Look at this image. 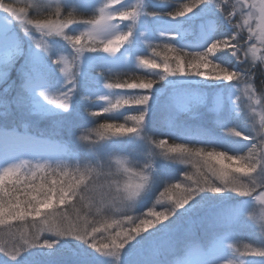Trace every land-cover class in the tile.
<instances>
[{
    "label": "rangeland",
    "instance_id": "rangeland-1",
    "mask_svg": "<svg viewBox=\"0 0 264 264\" xmlns=\"http://www.w3.org/2000/svg\"><path fill=\"white\" fill-rule=\"evenodd\" d=\"M170 2L171 0H120V5L114 3V0H46L49 5L60 4V6H66L70 9L89 11V15H93V17H99L100 9L105 5H108L105 8V13L120 7L130 8L131 6L140 10V15L135 23L121 21L118 17H114L109 34L127 31L130 24L132 31L129 41L117 53H104L102 51L103 44L99 42L101 38H97L96 42L101 46L99 52L83 51L79 58H76V49L63 37L45 36L42 38L32 25L27 26L31 31L26 34L22 21L15 20L0 10V125L6 126L12 121L18 122L17 125L23 129L31 132L35 130L34 133L38 135L37 138L48 135L46 137L50 138V141L54 142L53 144L56 143L65 150V153L61 154L59 148L57 151L55 149L57 157L52 160L31 157L23 159L32 160L33 163L37 160H41V162L47 160L49 163L62 162L75 165L84 161L94 162L97 158L103 159L107 154L115 153L112 159L113 165H115L116 159L125 164L128 159L138 163L144 162L147 158L142 155V152L144 148H150L145 137L156 136L155 139L164 140V138H159L162 134L159 133L161 129H166L167 132L177 136L192 135L223 143L230 154L233 151L243 152L251 143H256L258 147L254 158L259 159L264 146H259L258 137L252 140L233 138L229 132V128H235L245 136L250 135L244 116L239 113L236 104L233 103L235 90L231 84L194 91L181 86L170 89L163 97L161 104L151 110L137 133L117 130L113 134L115 139L117 137L123 138L126 135L129 136L128 138L132 136L130 142L132 146L130 152L132 153L127 152L128 145L119 146L118 141L110 143L107 137H101L98 133H102V130L98 129V132H95L92 128L87 132L90 128L89 124L94 123L97 117L105 113L104 108H108L110 114L115 115L111 111V101L115 99L114 97L124 95L125 92L124 89L105 88L104 84L108 83L107 81L96 82L99 74H95L97 72H94V69L101 66L113 72L122 69L145 70V67L140 65L137 60V53L151 45L152 37L157 38L155 41H161L165 44L171 38L166 34L167 31L173 34L180 31L178 22L164 18L156 11L157 8L161 9L168 6ZM34 3L35 0H20L21 7H24L25 4L29 6ZM150 12L157 13V15H147ZM218 16L223 19L220 11L208 2L199 11L190 14L186 23L192 21L191 23L198 25L201 30L204 25L212 27L211 19ZM223 21L225 20L223 19ZM225 23L227 24L226 21ZM227 26L229 27L228 24ZM90 28L91 25L84 24L83 27L76 30L73 25L69 24L64 31L68 35H79L87 32ZM71 31L78 33L70 34ZM203 35L196 31L194 39L200 40ZM33 39L43 40L45 44H48V50L45 52L35 48ZM67 47L71 50H68ZM76 47L79 48V45ZM18 52L19 54L22 52V61L18 65L19 68L16 69V74L9 78L8 68L13 63L11 62L13 56ZM58 57L63 58L62 67H65L64 62H67V72L61 73L58 66L52 63L53 59ZM233 63L234 67H238L235 61ZM66 76L74 79L73 85L66 83ZM54 79L56 80L55 84H49V81ZM69 87L73 88V92L70 97V110L66 112L45 99L46 96H59ZM100 97H107L108 99L103 100ZM84 129L86 130L84 131ZM78 135L83 137L81 142L76 139ZM47 144L50 146V143ZM88 144L94 145L90 148ZM157 151L169 155L173 154L166 145ZM153 166L155 173L150 191L139 201L137 208L129 213L137 219V223L140 219H154L150 213L164 210L156 208L162 200L165 201L166 207L170 206L172 201L183 196V189L192 185L194 181L199 180L203 184L204 180L207 179L211 184L213 181L220 184L224 183L219 178L221 165H217L216 169L212 170L205 162V158L200 159L199 163L193 161L182 165L160 158V161H153ZM232 171L234 170L229 169L227 178H230ZM180 173L184 174L181 175ZM237 175L244 177L245 174L237 173ZM189 176L191 179H188ZM50 178L55 179L56 177ZM173 178H177L178 181L174 184L171 183L170 187L172 188H168L166 183ZM104 179L105 177L100 175L97 183L103 184ZM177 183H181L180 189L175 188ZM204 186L208 187L206 184ZM159 188L161 189L158 193V195L161 193L160 196L152 199L154 192ZM17 194L20 195V193ZM249 206L248 198L240 197L235 193L207 191L198 193L190 205L185 206L189 209L187 212L181 209L179 210L180 215L174 221L165 222L171 224V229L167 234L161 232L159 226L146 233L142 232L141 236H143L142 234L147 236L144 245L142 243H140L141 245L138 244L139 246L136 245L137 243L132 244L134 251L123 259L121 257L123 252H130L128 249L132 248V246L126 245L120 254L119 264H223L232 258L231 249L228 247L230 244L234 247H243L245 244H251L253 247H264V238L259 236L255 227L247 221L243 214ZM56 208L65 213L72 212L66 204H56ZM142 208L143 210L140 211ZM51 210L52 207L43 209V211ZM138 210L140 214L136 213ZM234 212L237 214L232 216ZM29 218L18 219L24 223L23 226L22 224L11 226L10 223L0 225V243L9 248H15L24 245V240L27 239L31 244L34 229H32L33 218ZM70 219H75L74 213L70 215ZM121 219L122 217L110 218L104 223L94 224L93 227L100 229V231L93 233L94 238L98 235H105L106 242L111 244L112 239L117 238V233L125 234L128 229L136 226L133 223L131 226V223L128 222L119 223ZM83 226L80 225L82 229L87 227L85 224ZM104 227H108V231ZM141 227L143 228L142 225ZM91 229L92 227H87V231L91 232ZM152 233L155 236H151ZM39 236V244L35 247L24 245L21 252L22 256L15 261L0 255V264H35L34 262L49 258L48 250L50 248L39 247V245L43 244L45 237L51 239L54 236L45 232L40 233ZM69 238H71L72 244L80 247L70 256L60 257L58 264H111V257L103 255L95 249L89 252L83 251L82 246L87 243L73 237ZM53 240L56 244L57 238H52L51 242ZM92 242L91 240L90 243ZM95 243L98 248L102 246V242L97 241L96 238ZM102 251L107 250L102 249ZM242 259L244 264H264V257L248 256Z\"/></svg>",
    "mask_w": 264,
    "mask_h": 264
},
{
    "label": "clouds",
    "instance_id": "clouds-1",
    "mask_svg": "<svg viewBox=\"0 0 264 264\" xmlns=\"http://www.w3.org/2000/svg\"><path fill=\"white\" fill-rule=\"evenodd\" d=\"M217 10L220 11L223 19L231 28V32L226 39H217L214 41L215 48L209 44L204 50L197 52L183 53L181 49L176 48L184 56L185 71L176 74L182 76L204 77L207 73L209 81H222L225 84H231L235 90L234 101L239 113H241L248 125L249 136L235 128H229L232 131L233 138L239 137L245 140L259 138V146H264V79L259 84L256 83V76H264V0H209ZM38 12L39 20H46L48 15L56 14L57 9L61 8L60 4L49 5L46 0H35L32 5ZM28 5L20 6V0H0V9L3 12H16L21 10L25 16L23 26L27 28ZM55 12H51L52 8ZM116 33H104L105 40L114 38ZM226 51L233 58L238 67H229L223 62H217L213 59L216 53ZM195 53H200L199 57ZM79 53L76 52V57ZM198 59V63H192ZM53 64L58 66L61 71V61L58 58L53 59ZM189 63L192 64L189 67ZM170 64H173L170 61ZM207 64L206 70L201 66ZM173 66H175L173 64ZM159 67V65H157ZM157 79L165 76L164 73L153 72ZM175 76V75H173ZM66 78V77H65ZM144 79H155L145 76ZM136 97H131L135 99ZM146 113V108H145ZM144 122V121H143ZM141 124V127L143 125ZM140 127V128H141ZM81 142L83 137H76ZM146 142L150 145L148 158L144 162H134L130 159L127 163H122L116 159L115 165L112 163L115 153L107 154L103 159L97 158L93 161L78 162L75 165L56 162L49 163L47 160L22 159L18 163L10 164L3 169L15 167L19 169L16 180L18 184L12 187L19 195V205L10 207V212L22 211L23 218L32 216V240L39 244V234L42 232L50 233L52 236L61 238L60 231L67 232L66 225L70 224L78 231L87 232V227H92L96 223H104L106 218L122 217L119 223L136 224L134 228L127 231V235H117V241L122 245L128 242L129 237L132 241L141 233H146L150 229H156L167 234L171 229V224L166 221H174L180 215L181 209L187 212L185 206L188 203L187 189H184L185 198L180 201H172L171 205L165 207L158 215L163 216L162 220L154 219H137L131 213L137 208L139 201L150 191L154 181L155 168L153 166V157H159L164 160L184 164L186 162L199 163L200 159L205 158V162L210 169L215 170L217 165H221V170L228 173L233 169L230 178H227L223 184L212 182L219 193L231 192L240 197H246L250 201V206L245 209L244 216L252 224L260 237L264 238V150L260 152L259 159H255L258 145L251 143L243 152L233 151L232 154L227 150L211 146L196 145L171 140V148L177 149L172 155L166 154L157 149L162 148L167 143L165 140H157L152 136L145 137ZM94 144H88L91 148ZM187 150V151H185ZM214 161V162H213ZM221 161L223 162L221 164ZM72 168L74 175L70 174L68 168ZM59 169V171H57ZM107 169V171H105ZM244 173V177L237 175ZM184 174V173H182ZM100 175L105 177L103 184H98L97 179ZM227 176V177H228ZM50 177H56L51 179ZM247 189V191H243ZM212 192L205 189L202 192ZM258 193V194H257ZM64 197L66 205L72 210L71 213H65L56 208V200ZM53 200L51 211H43L40 205L47 200ZM15 203V201H13ZM179 203V207H177ZM4 205L0 204V215L3 214ZM35 213H39L38 215ZM75 214V219H70V215ZM83 214V219H81ZM91 216L93 219L88 220ZM146 220L152 221L150 228H142ZM87 225L81 228L80 224ZM68 237V236H65ZM76 239V238H75ZM84 242L83 240L77 239ZM47 239L43 243H48ZM52 243H55L53 240ZM5 249L7 245L3 244ZM24 247V245H21ZM232 252V258L223 262V264H244L243 257L254 256L264 257V247H253L251 244H245L243 247L228 246ZM124 248H118L115 251L112 247L108 248L105 255L112 258L111 264H119L120 254Z\"/></svg>",
    "mask_w": 264,
    "mask_h": 264
},
{
    "label": "trees",
    "instance_id": "trees-1",
    "mask_svg": "<svg viewBox=\"0 0 264 264\" xmlns=\"http://www.w3.org/2000/svg\"><path fill=\"white\" fill-rule=\"evenodd\" d=\"M208 2L209 1L205 0V2L202 3L193 12L189 13L188 15H186L184 17H179L176 19H172L171 17L165 15V13H167V12L174 13L178 10H182L183 5H185V4L190 5L191 4V0H171V2L169 3L168 6H165L161 9L160 8L156 9V11L159 15L163 16L164 18L174 20V21L178 22V24H179L180 31H178L177 34H173L169 31H167V33H166L167 35H169V38L171 37L170 39H168V42L172 43V45L174 46L175 49L176 48L181 49L183 53L202 51L206 48V46L208 45V43L210 42L211 39L215 38V39L223 40V39L227 38L226 36L231 32V29L227 26L225 21H223V19L220 18V16L214 17L213 19H211V21L213 23L212 27H208V26L204 25L201 27V30L199 29L200 27L198 28V25H196L195 23L192 24L191 23L192 21H189L188 24L186 23L187 18L190 17V14L199 11ZM60 7H61L60 8L61 15L59 17H57L56 14H44V13H41V14L42 15H48L49 18L52 20L59 19V20L63 21L66 18H68L69 14L71 13V15L75 18V23H73L71 25H73V27L76 28V30H77V28L83 27V25L86 24L85 21L93 18V15L92 16L89 15L90 14L89 11L70 9L66 6H60ZM26 11H27L29 19L38 18V12L32 5H29L27 7ZM51 12H55L54 7L51 9ZM196 31L198 33L204 34L203 38H201L200 40L194 39V33ZM71 33H78V32L71 31L70 34ZM81 34L82 33H80L79 35H81ZM156 39L157 38L152 37L151 46H148L147 48H144L142 51H139L137 53V55L138 56L143 55V57L145 59H149V60L154 59L158 64H162L163 57L165 55H167L169 57V59L172 61V63L174 64L175 61L172 58L177 56V55H180L182 57V63H184V65H185L184 56L181 54L180 51L169 52L167 49L164 48V44L161 41H155ZM93 43H94V41L92 39L88 38L87 36H82V45L85 46L84 51L89 52L87 50V46H89ZM95 44L98 47V49H101L100 48L101 46H99L100 45L99 43H97L95 41ZM79 47H80V45H79ZM68 50H71V48H68ZM97 51L99 52V50H97ZM21 54H22V52H20V54L18 52L17 54H15L13 56L12 61H11L13 63L11 65V67L8 68L9 78H12L16 74V72H17L16 69L19 68L18 65L22 61V55ZM213 59L216 60L217 62H223L224 64H226L229 67H234L233 66L234 60L226 51H221V52L216 53L215 56L213 57ZM201 68H202V70H206L205 66H201ZM156 71L163 73L162 67L160 69H149V68L145 67V70H138V71H135L132 69H122V70H119L117 72L110 71L108 69L102 68L101 66L96 67L94 69V72H97L95 74H99V78H98V80H96V82L104 80V81H107L108 83H124V82L133 83V82H139V80L144 79L145 76H149L150 78L155 79L156 82L153 84V87L150 90L124 89V91H125L124 95H121L118 97L113 96L115 99H113L111 101V105L115 104L116 101L118 99H120L122 96L125 98H128L129 96H132L135 94H147V95H149L150 99H149L146 106H135V105H131V104H128V105L121 104L117 108H112L111 111H113V113H115V115L110 114L109 111H108L109 113L108 112L103 113L101 116L97 117V120L94 123L89 124L90 128L87 130V132L89 130H91L92 128H94L95 132H98V129L102 130V134L98 133L99 135H101V137H107L110 143L118 141L119 146L128 145L129 148L127 149V152L132 153V152H130L131 151L130 149H132V146L130 143L132 136L130 138H128L129 136L126 135L123 138L117 137V139H115V138H113L114 137L113 134L116 133V131H117L116 129H110V130L101 129L100 125H102V124H124L126 127H132V126H134V121H132L130 119V117L137 114L136 111L138 110V108H146V115H145V118H146L152 109L154 110L156 107H158L159 104H161L163 97L170 91V89L176 88L178 86L185 87L186 89L189 88L190 90L194 91V90H206V89L218 88V87L228 85L222 81L218 82V81L204 80V79H207V73L204 77L182 76V75H175V76L165 75L163 79H157L156 76L153 74V72H156ZM262 79H264V76H260L259 73H257L256 83L259 84ZM54 82H56L55 79L50 80L49 84L52 83L54 85L55 84ZM54 89H56V88H54ZM144 121H145V119H144ZM86 129H84V131ZM187 129H189V128H187ZM121 132H124V131L121 130ZM159 133H162L161 136H159V138H164V140L167 141V143L164 145H166L168 147V149H170V145L172 144L171 140H175L177 143L183 142V143H188V144H196V145H200V146L211 145V146L221 148L223 150H227L223 146V143L212 141V140L207 139L205 137L201 138V137L192 136V135H190V136H177L175 134H171L170 132H167L166 129H161L159 131ZM109 137H111V138H109ZM154 138H156V136H154ZM149 150H150V148H148V149L144 148L142 155L144 157L148 158ZM227 151H229V150H227ZM140 157H142V156H140ZM135 158H137V157H135ZM152 159H153V161H160V158H158V157H153ZM68 171L72 175L75 174L72 171L71 167L68 169ZM177 181H178L177 178H173L171 180L169 179V181L166 183L167 184L166 186L168 188H172V187H170L171 186L170 184L171 183L174 184V182H177ZM160 190L161 189L159 188L156 192H154L152 199H155L156 196H160L161 193L158 195ZM21 193L22 192H20V195H21ZM165 207H166V205H165L164 200H162V202H160L159 205L156 206V208H158L159 210L164 209ZM142 210H143V208L140 209V211H142ZM140 211L138 210V211H136V213L140 214ZM29 217H32V216H28V218ZM81 217H83V214H81ZM111 218H119V217H111ZM29 219L31 220V218H29ZM92 219H93V217H91V216L88 217L89 221H91ZM109 219L110 218H106V220H109ZM9 223L12 224L11 226H14L15 224L16 225L22 224V226L24 225V223H21L20 220H18V219L17 220L16 219H13V220L9 219V220H7V222L5 224H9ZM80 225L82 227H84L83 224H80ZM130 225L132 226V223ZM26 226H27V224H26ZM104 229L106 231H108V227H104ZM153 233L151 236H153L155 234V233L154 234ZM142 235L143 236H138L135 240H133L130 243L131 245L129 244V247H131L132 244L135 245L137 243L136 245H138V244L141 245L140 243H142V244L145 243L144 240L146 239L147 236L145 234H142ZM46 238L47 237H45L44 239H46ZM52 238H57V237H52ZM52 238L51 239L47 238V240L49 242H51ZM68 238L69 237L57 238V240H56L57 243L54 244L53 247L48 250V252L50 253V254L48 253L49 258H46L44 260L41 259V261L34 262V263L35 264H58L60 257H68L74 251H78V247H80V246H76V244H72L73 242H72L71 238H69V239ZM95 238L97 241L102 242L101 245L108 244V242H106L107 239H106L105 235H103V236L98 235V237H95ZM151 238L154 239L156 237H151ZM91 240H92V238H91ZM91 240H89V242ZM98 244H100V243H98ZM134 245L132 246V248H130L131 250L128 249V251H130V252H127V251L123 252L124 254H122L123 256H121L123 259L128 254H130L134 251ZM82 247H83V251L89 252L92 250V248L89 247L88 244H85Z\"/></svg>",
    "mask_w": 264,
    "mask_h": 264
},
{
    "label": "snow or ice",
    "instance_id": "snow-or-ice-1",
    "mask_svg": "<svg viewBox=\"0 0 264 264\" xmlns=\"http://www.w3.org/2000/svg\"><path fill=\"white\" fill-rule=\"evenodd\" d=\"M6 2V0H5ZM205 0H191V4H185L183 5L182 10H178L174 13L172 12H167L165 13V15L171 17L172 19H176L179 17H184L186 15H188L189 13L193 12L196 8H198L202 3H204ZM114 3L120 4V0H114ZM121 5V4H120ZM108 5H105L104 7H102L100 9V16L99 17H93L92 19H89L87 21H85L86 24L91 25V28L85 32L82 33L81 35H68L64 29L68 27L69 24H73L75 23V18L71 15V13L69 14V17L66 18L63 21H60L59 19L57 20H52L50 18L46 19V20H39V19H29L27 20L28 25H32L36 31H38L41 35V37H45V36H60L63 37V39L67 42H69L74 49H76V52L79 53V55L76 58H79L81 54H83L84 51V45H82V36H87L90 37L94 43L87 46V50L89 52H95L98 49V47L95 44V41L97 38H101L100 39V43L103 44V48L102 51L104 53L107 54H115L117 53L122 46L129 41L131 35H132V31H131V24L129 25V28L127 31L124 32H116V35L114 36V38H111L109 40H105L103 37L104 33L109 32L110 27L112 26V21L114 19V17H118L119 20L121 21H131L132 23H135V21L137 20L138 16L140 15V10L137 9L135 6H131L129 7H120L118 9H113L110 12L105 13V8H107ZM2 10V9H0ZM7 14H9L12 18H14L15 20L18 21H25V16H23L21 14V10H18L16 12H12L9 11ZM61 15L60 13V9H57L56 12V16L59 17ZM147 15L150 16H154L157 15V13L154 12H150L147 13ZM28 31H31L29 28H25V33L27 34ZM217 39H211L209 44L213 45V48H215V44L214 41H216ZM33 44L35 46V48L37 49H41L43 51H47L48 50V44H45L43 42V40H34L33 39ZM80 45L79 48H77L76 46ZM207 45V46H208ZM151 46V45H149ZM206 46V47H207ZM164 48L167 49L169 52H175L176 49L174 48V46L169 43V42H165L164 44ZM195 56L199 57L200 53H195ZM60 61L63 60V58H59ZM175 63L173 66V64H170V59L167 55H165L163 57V62L162 64H158L154 59L149 60V59H145L142 56H138L137 60L139 61L140 65H143L149 69H160L162 67L163 73L165 75H176V74H180V73H184L185 71V65L184 63H182V57L180 55H177L175 57L172 58ZM65 67H62L61 71L62 72H67V62L65 61ZM192 63H198V59L194 60ZM157 65H159V67H157ZM189 67L192 66L191 63H189L188 65ZM203 66L207 67V64H204ZM73 76H75V73H73ZM164 77L162 76L161 79H163ZM66 83L69 85H73L74 84V79L72 78H68L66 76ZM154 82L151 79H141L139 80V82H133V83H128V82H124V83H105L104 87L107 89H141V90H150L153 87ZM73 92V88L69 87L67 89V91L65 92H61L59 94V96H46L45 99H47L49 101V103L56 105L58 108H60L63 111H68L70 110V97L72 95ZM41 95H44V93H41ZM131 97H136L135 99H131ZM100 99L103 100H107V97H100ZM150 97L147 94H135L132 96H129L128 98L125 97H121L120 99H118L116 101L115 104H112L111 107L112 108H117L119 105L124 104V105H135V106H146L148 101H149ZM109 109L108 108H104V112H108ZM136 115H133L130 117V119L132 121H134V126L132 127H126L124 124H102L100 125L101 129H116L118 131H124V132H128V133H137L138 130L141 127L142 122L145 119V108H138V110L136 111ZM232 130L229 129V132H231ZM102 134V133H101ZM169 151L171 153H174L177 151V149L175 148H171L169 149ZM187 151V150H185ZM19 169L15 168V167H9L6 169H2L0 170V204L4 205L3 208V214L0 215V225H3L7 222V220L9 219H23V215L24 213L22 211H17V212H10L9 208L10 207H17L19 205V195L17 193V191L14 190V188L12 187L14 184H18L19 181L16 180V176L18 175ZM228 176L227 172H224L223 170H219V178L225 182L226 178ZM188 179H191V176L188 177ZM208 185L207 189L213 191L214 193H219V191H217L216 187L213 186L207 179L204 180L203 184L197 180L194 181L192 185L187 186L184 189H187L188 193L190 195H188V203L187 205H190V202H192L194 200V197L199 193V191H203L206 189V187L204 185ZM176 189H180L181 185L179 183H177L175 185ZM184 189H183V196L180 198H177L176 201H180L183 200L185 198L184 196ZM243 191H247V189H244ZM13 201H15V203H13ZM57 204H61L63 205L65 203V199L64 197H60L56 200ZM41 208L47 209V208H51L53 207V200L49 199L47 200L45 203H43L42 205H40ZM177 207H179V203H177ZM159 211L157 212H151L150 215L151 216H156L157 219L162 220L163 216L158 215ZM35 214H39V213H35ZM237 213H232V216H235ZM152 224V221L150 220H146L142 226L143 228H150ZM109 227H111V225H108ZM141 226V225H140ZM66 227L68 228L67 232L64 231H60V237L63 238L65 236L68 237H73L76 239H80L83 240L85 243H87L89 245V247H91L92 249H95L97 252L105 255L106 251H102V249H108L110 247L113 248V250L115 251L118 248H125L126 245H129L132 242V238L129 237L128 242L124 243V244H120L116 238H113L111 241V244H103L100 248H98L96 246L95 243V238L93 236V233H96L98 231H100L99 228L93 227L91 229V232L87 231L86 233L83 231H80L78 234V231L75 227L71 226L70 224L66 225ZM117 235L119 236H124L127 235V233L125 234H121V233H117ZM92 238V243L89 242V238ZM37 240H39L40 238L37 237ZM52 242H48V243H43L42 245H39V247H47V248H52L53 247ZM24 245L29 246V247H35L38 244L33 240V242L31 244H29V241L27 239L24 240ZM23 251L22 247H15V248H7L5 249V247L3 246L2 243H0V255H4L5 257L15 261L18 259V257H21V252Z\"/></svg>",
    "mask_w": 264,
    "mask_h": 264
},
{
    "label": "bare ground",
    "instance_id": "bare-ground-1",
    "mask_svg": "<svg viewBox=\"0 0 264 264\" xmlns=\"http://www.w3.org/2000/svg\"><path fill=\"white\" fill-rule=\"evenodd\" d=\"M11 134H9V136L7 134H5L3 131L0 130V138L1 136H6L8 137L7 141H11V139H13V136H10ZM17 138L21 139V140H26L27 143H25L24 145H19V146H14L12 143L7 142V144L3 145L2 150L3 151H11V149L13 147H25L26 149H32L33 151H36V148H40V147H45L47 143L40 141L38 138L34 137V136H29V135H23L21 137ZM18 145V143H17ZM35 148V149H34ZM17 153L19 154V151L17 150ZM15 153V154H17ZM16 157V156H14Z\"/></svg>",
    "mask_w": 264,
    "mask_h": 264
}]
</instances>
